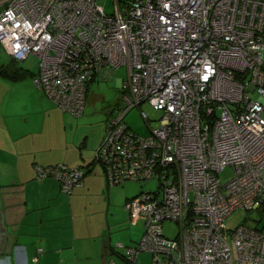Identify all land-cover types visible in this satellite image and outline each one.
<instances>
[{"label":"built area","instance_id":"obj_1","mask_svg":"<svg viewBox=\"0 0 264 264\" xmlns=\"http://www.w3.org/2000/svg\"><path fill=\"white\" fill-rule=\"evenodd\" d=\"M120 1L107 12L98 0H9L0 44L18 60L38 56L34 83L75 114L97 74L127 66L96 153L111 185L158 183L126 203L130 216H146L142 238L126 247L130 261L146 250L163 264H264V222L240 223L229 237L223 228L235 209L264 214V0ZM143 102L163 111L148 134L125 120ZM35 167L67 193L87 173ZM166 220L178 223L174 236Z\"/></svg>","mask_w":264,"mask_h":264},{"label":"crops","instance_id":"obj_2","mask_svg":"<svg viewBox=\"0 0 264 264\" xmlns=\"http://www.w3.org/2000/svg\"><path fill=\"white\" fill-rule=\"evenodd\" d=\"M24 79L29 78L13 81ZM45 98L50 115L45 111L44 118L60 120L61 128L52 143L43 145L32 144L37 129L25 127L28 114L20 118L23 109L29 112L28 106L18 113L0 99V264H128L116 245L133 244L134 238L129 233L130 238L114 243L108 208L93 193L98 182L107 181L103 173H86L71 193L64 192L54 176L37 177L36 163L82 164L95 155L85 156L84 145L93 144L90 132L73 130L70 122L76 124L78 117ZM63 122L71 128L65 129ZM80 200L83 210L76 204ZM136 261L145 264L140 256Z\"/></svg>","mask_w":264,"mask_h":264},{"label":"rangeland","instance_id":"obj_3","mask_svg":"<svg viewBox=\"0 0 264 264\" xmlns=\"http://www.w3.org/2000/svg\"><path fill=\"white\" fill-rule=\"evenodd\" d=\"M98 2L104 5L107 12H113L116 9L113 0H98ZM119 4L123 5V1L119 0ZM2 7L3 4L0 5V9ZM11 58L12 56L10 52L2 44H0V63H7ZM18 61L24 66V68H28L29 72H37L39 65L38 56L31 54L27 58ZM127 74L128 68L126 65H122L114 70L111 69L109 74H97L91 83L88 84L87 103L81 114H75L70 110L60 107L42 87L34 83L32 76H28L29 79L21 80L22 82L20 81L15 83L13 80L8 79L7 77L5 78L0 74V99L4 102V104L8 103L11 110L18 113L20 110L19 108L28 106L29 112H27L26 109H23L20 118L23 117L25 113L28 114L29 121L26 123L25 127L37 129L35 137L32 138V144L36 142L38 145H43L52 143L50 140H53L54 134L61 128L60 120H50L48 118H44L45 111L47 112V116L50 115L48 113V109H45L44 107L47 103L45 102V97H47L62 111H67L73 114L74 117H78L76 124L75 121L70 122L72 125H75L73 129L74 131H77V133L82 131L81 134L86 130L90 132L89 140H91L93 144L84 145V150L85 156L92 157L107 135V118L122 105L123 91L120 88V85L122 79L127 77ZM140 109H145L147 111L149 117L151 118L150 123H148L142 116ZM162 114V110L154 108L148 102H143L140 107H133L125 116V120L136 131L141 134H148L150 132V124L157 125ZM64 126L65 129L71 128V126L66 125L65 122H63V127ZM82 159L83 158L81 157L80 160L82 161ZM61 162L62 161L59 163ZM82 164L86 170L91 168L87 174H98L101 172L105 175L102 164L99 161H95L94 164L90 165V167L86 165V162H82ZM69 165H78V163ZM230 173L231 168L228 167L226 171L220 172V176L223 180H226L229 178ZM157 186L158 183L155 178L145 180L128 179L124 182L113 185L108 184L106 179L102 183H97L93 193L97 195L99 203H102L105 209L108 208L109 226L112 230L110 234H112L115 244L118 241H122L126 237L130 238L129 233H131L134 238L132 245L137 244V242L142 238L145 230L146 216L141 214L130 218L125 208V203L128 199L136 196L141 191L149 189L154 190ZM76 204L81 210H83L84 203L82 200L78 201ZM257 220H259L260 223L264 222V214L261 208L246 209L242 207L233 210L227 215L223 221V228L226 232V236L229 237L232 230L240 223L254 225ZM178 229L179 225L176 221L166 220L164 222V230L168 235L174 236ZM106 234L107 236L109 235L108 232ZM124 244L128 243L124 242ZM139 256L145 264H152L154 258V254L152 252L142 250L140 251Z\"/></svg>","mask_w":264,"mask_h":264},{"label":"trees","instance_id":"obj_4","mask_svg":"<svg viewBox=\"0 0 264 264\" xmlns=\"http://www.w3.org/2000/svg\"><path fill=\"white\" fill-rule=\"evenodd\" d=\"M3 6H5V4H3ZM35 73L36 72H32V71L29 72L28 68H24V66L19 63L18 59L13 58V57L7 63H0V74H1V76L5 77V78L7 77L8 79H11V80H17V79L25 78L27 76H33ZM108 119H109V117L107 118V121H108ZM97 160H98L97 159V153H95L94 157L86 165L88 167H90V165L94 164V162L97 161ZM63 163H66V162H63ZM36 164H39V163H36ZM66 164H68V163H66ZM102 167H103V165H102ZM103 169H104V167H103ZM90 170H91V168H88L87 169V173ZM149 190H151V189H149ZM129 245H132V244H124V247H118V245H116L117 246L116 248L118 249L117 252L122 257H124L126 259L128 264H137L136 260H137L138 257H136L134 261H130L128 255L125 252L126 251V247L129 246ZM159 262L161 264H163L161 262L160 258L154 254L153 263L154 264H159Z\"/></svg>","mask_w":264,"mask_h":264},{"label":"water","instance_id":"obj_5","mask_svg":"<svg viewBox=\"0 0 264 264\" xmlns=\"http://www.w3.org/2000/svg\"><path fill=\"white\" fill-rule=\"evenodd\" d=\"M9 0H0V5L7 3Z\"/></svg>","mask_w":264,"mask_h":264}]
</instances>
